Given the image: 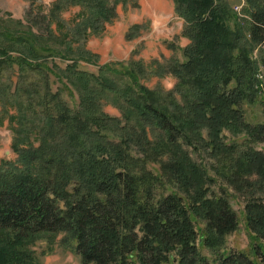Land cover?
<instances>
[{
  "label": "trees",
  "instance_id": "trees-1",
  "mask_svg": "<svg viewBox=\"0 0 264 264\" xmlns=\"http://www.w3.org/2000/svg\"><path fill=\"white\" fill-rule=\"evenodd\" d=\"M125 1L57 0L31 19L37 32L0 23V123L16 153L0 160V264H40L32 244L58 235L79 264H264V122L241 107L260 97L264 111V0H244L240 16L224 0H173L189 43L182 58L153 61L176 79L166 91L141 82L142 65L78 68L95 55L72 42ZM70 5L82 17L75 31L58 15ZM55 57L69 61L61 74ZM225 130L244 137L226 141ZM219 179L244 199L252 257L226 245L239 218L227 188L212 189Z\"/></svg>",
  "mask_w": 264,
  "mask_h": 264
},
{
  "label": "rangeland",
  "instance_id": "rangeland-1",
  "mask_svg": "<svg viewBox=\"0 0 264 264\" xmlns=\"http://www.w3.org/2000/svg\"><path fill=\"white\" fill-rule=\"evenodd\" d=\"M57 0H0V23H5L11 27L17 26V22L30 26L33 32H37L39 24H34L33 17L37 19L40 14H47L51 5ZM232 10L242 15V8L245 6L244 0H224ZM78 5H70L59 12L62 23L72 27L75 31L77 24L82 20ZM30 11V12H29ZM27 12L29 14H27ZM15 24V25H14ZM183 19L179 17L174 10L173 0H126L118 3L116 6V15L110 21H107L98 31L86 29L83 34V43H73V46H80V49L86 50L95 55V63L84 60L78 61V68L97 73L98 64L111 62H120L119 68H128L134 64L142 65L145 73L141 77V82L148 88H160L164 91L173 88L176 79L169 75L161 73L153 63L154 60L164 61L173 57L182 58L181 48L189 43V39L183 35ZM136 25H140L136 28ZM54 33L58 29L54 22L50 25ZM136 28L135 34L128 37V34ZM77 36V35H76ZM170 45L176 46L175 49ZM60 48L62 46L60 45ZM257 56V50L253 52V58ZM58 64L55 68L57 72L62 73V69L69 61H62L58 57L54 58ZM51 64V61L48 60ZM263 81L262 93L264 98V74H260ZM52 89L60 86L55 76L50 75ZM73 93V98L68 96L66 90H62L63 98L73 105L77 101L78 91L74 85H67ZM103 109L106 113L113 116H120L119 109L114 106L110 100L105 99ZM244 117L247 122L255 124L264 122V111L260 97L255 101H244L241 104ZM206 132V131H205ZM226 141L242 140L243 132L238 135H232L229 131H224ZM14 133L6 121L0 123V160H14L16 153L12 148ZM37 144V141H33ZM257 147L264 150V143H259ZM201 161L199 157H194ZM211 157H207L206 162L209 165ZM148 167L154 172L159 171L158 162H149ZM211 174V172H209ZM219 186L227 188L229 200L239 218V225L236 230L226 236V245L234 250H244L249 253L251 239L245 226L243 216L244 199L237 195L233 189L226 186L222 181L216 182L212 186L214 192H219ZM257 195H264L257 194ZM60 235L56 236L52 243L41 238L32 244L35 257L40 264H79V257L70 249H67L59 243ZM202 253L209 258L210 253L206 248H201Z\"/></svg>",
  "mask_w": 264,
  "mask_h": 264
}]
</instances>
